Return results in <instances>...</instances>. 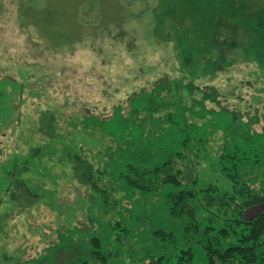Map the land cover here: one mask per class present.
Instances as JSON below:
<instances>
[{
  "label": "rangeland",
  "instance_id": "374dc122",
  "mask_svg": "<svg viewBox=\"0 0 264 264\" xmlns=\"http://www.w3.org/2000/svg\"><path fill=\"white\" fill-rule=\"evenodd\" d=\"M250 131L264 155V0H0V264H171L185 243L152 236L186 235L171 186L119 172L179 151L172 171L237 205L264 180L232 183L218 157Z\"/></svg>",
  "mask_w": 264,
  "mask_h": 264
},
{
  "label": "trees",
  "instance_id": "16d2710c",
  "mask_svg": "<svg viewBox=\"0 0 264 264\" xmlns=\"http://www.w3.org/2000/svg\"><path fill=\"white\" fill-rule=\"evenodd\" d=\"M222 34L223 32L220 33V38ZM228 45L225 39H222L220 43L216 39L205 40L198 45V48L202 50L199 54H209L211 50H217L219 47L226 48ZM229 47L233 48V45ZM153 111V107L149 105V112ZM243 134V143H240L243 147L225 144V151L218 157L219 171L233 180L232 183L240 177H247L246 183L252 182L251 176L256 175H260L264 180V155H256L257 153L251 150V145L254 144L253 132ZM191 141L186 136L182 141L183 146L187 145L189 148ZM180 158L182 159V153L173 152L163 163L154 167L135 169L128 165L125 167L126 172H119L123 184L132 190L150 193L158 187L163 188L168 184L171 186L172 189L169 188L164 196L168 214L174 218L187 220L188 224L184 229L186 235L181 233V237L177 238L171 232L157 230L152 233L154 238L166 244L173 243L175 247L182 242L185 243L174 254V261L171 264H194L196 253L201 255L205 264H264V211L258 212L249 221H243L240 215L243 210L264 204V181H258L261 184L260 190H253L252 193L245 191V196L236 205L233 196L217 193L214 186L208 185L205 190L197 189L196 179L192 180L190 177L192 174L186 177L187 182L184 181V177H179L180 171L175 173L170 167ZM77 160H79L78 157H76ZM188 171L192 172L190 169ZM81 176L88 177V173L83 172ZM90 185L95 189L92 183ZM243 186L241 184L242 188ZM213 202L217 205H212ZM211 208L213 209L210 210ZM91 246L93 249L100 248L97 239H92ZM144 252L147 253V251ZM92 254L95 255L98 263L105 262L100 252L95 251ZM165 262L167 257L160 254L151 258L148 264Z\"/></svg>",
  "mask_w": 264,
  "mask_h": 264
}]
</instances>
